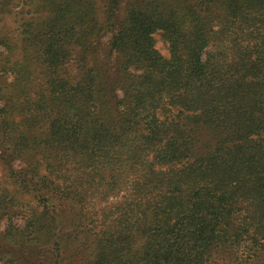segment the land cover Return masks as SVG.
I'll use <instances>...</instances> for the list:
<instances>
[{"label":"trees","instance_id":"1","mask_svg":"<svg viewBox=\"0 0 264 264\" xmlns=\"http://www.w3.org/2000/svg\"><path fill=\"white\" fill-rule=\"evenodd\" d=\"M1 155L41 264H264V0H0Z\"/></svg>","mask_w":264,"mask_h":264},{"label":"rangeland","instance_id":"2","mask_svg":"<svg viewBox=\"0 0 264 264\" xmlns=\"http://www.w3.org/2000/svg\"><path fill=\"white\" fill-rule=\"evenodd\" d=\"M121 12H123V6L121 7ZM120 12V14H121ZM122 15V14H121ZM11 20H7V23H10ZM155 38V47L156 49L163 55L166 56L168 54L167 46L163 42V40L160 37V34H156L154 36ZM106 42V39L103 40V43ZM103 47V46H102ZM69 71L75 72V68L70 66ZM19 165V161H14L10 158H7L4 155L0 156V173L2 169L5 167L7 168L8 166H12L13 168H17ZM68 207V206H67ZM69 212V217H72L75 213L74 211L68 209ZM17 219V218H16ZM16 223L19 225H22L23 223L17 219ZM6 229V221L2 220L0 223V232L4 231ZM62 236V234H60ZM62 245L61 248V255L63 258L60 261H58L57 264H80V260L82 258V244L77 243L75 240H71L66 237H61ZM84 248H86L84 246ZM41 260H44L37 254V250H31L29 248L25 249H20L17 246L13 245H8L5 243L4 238L2 237V234H0V264H11L14 261L20 262V263H25V264H41ZM45 262V261H43Z\"/></svg>","mask_w":264,"mask_h":264}]
</instances>
